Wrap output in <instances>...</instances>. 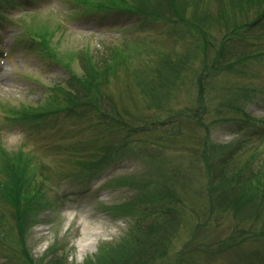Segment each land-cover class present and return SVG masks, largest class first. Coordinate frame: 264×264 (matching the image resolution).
<instances>
[{"label": "rangeland", "instance_id": "obj_1", "mask_svg": "<svg viewBox=\"0 0 264 264\" xmlns=\"http://www.w3.org/2000/svg\"><path fill=\"white\" fill-rule=\"evenodd\" d=\"M232 1L0 0V187L20 160L37 197H0V264H84L168 207L156 264H264V200L234 212L219 187L246 165L264 194V0ZM87 57L94 109L64 103Z\"/></svg>", "mask_w": 264, "mask_h": 264}, {"label": "trees", "instance_id": "obj_2", "mask_svg": "<svg viewBox=\"0 0 264 264\" xmlns=\"http://www.w3.org/2000/svg\"><path fill=\"white\" fill-rule=\"evenodd\" d=\"M254 1L259 0H233L232 3L229 4V7L234 11H243L244 8L245 11L243 12L247 13L254 6ZM257 11L261 13L259 17L255 19V22L251 24L247 23L249 27L264 19V8L261 9V6L258 7L254 14H256ZM220 16L223 15L221 14ZM112 60L113 59H111V61ZM82 64V74L73 75L74 81L78 82L79 86L77 89L71 87L72 92L64 95V103L72 105V107L75 108L89 106L91 109H94L103 98L97 86L99 74H102L104 77L103 70L99 69L98 65L95 64L91 57L85 58ZM168 71L172 73L171 69ZM64 108L65 106L61 107L60 110ZM23 116L26 118L27 114ZM243 166L244 167L234 170L228 178H223L222 181L220 180L219 187H221V192L226 188L228 192L232 193V198L230 199V201H232L231 204L228 203L230 202L227 196L228 194H223L221 196L219 192L217 195L219 198H212L211 189L208 190L210 211L214 210L215 206H224L226 203H228V207L234 209V212L241 211L245 203L247 206L253 205V203L257 206L262 205L264 194L258 189V186H254L253 188V185L248 183V187L242 188L239 185H243V183L249 181V177H247V173H245L246 165ZM5 168L4 172L6 178L5 181L1 183L2 185L0 187V197L2 200L5 203L14 205L15 209H19L25 201L36 202L37 197L32 195V181L27 175L28 171L26 167L21 165L20 160L8 162ZM242 178H244L245 182ZM210 183L211 182H209V184ZM165 191L164 194L169 198V203L176 201V198L171 193L167 190ZM259 194L261 195L259 196ZM26 207H28V205H26ZM172 212L173 209L171 207L161 210V215L164 219L163 222H158L157 218H155L157 215L153 216V212L145 214L148 215L147 219L141 217L140 221L129 233L128 238L123 237L118 242L101 245L98 248L95 259H89L84 264H156L158 260L164 258L167 254V245L170 241L169 235L174 230V226L170 224V214ZM25 216L26 214L23 213L18 217V229L20 230L18 236L20 239H22L24 228L26 227V222L24 221ZM166 219H168V221ZM23 252L25 254L24 247ZM26 260L29 264H34L30 258L27 257Z\"/></svg>", "mask_w": 264, "mask_h": 264}, {"label": "bare ground", "instance_id": "obj_3", "mask_svg": "<svg viewBox=\"0 0 264 264\" xmlns=\"http://www.w3.org/2000/svg\"><path fill=\"white\" fill-rule=\"evenodd\" d=\"M91 235L89 233L86 234L83 243H86L88 240H90Z\"/></svg>", "mask_w": 264, "mask_h": 264}]
</instances>
